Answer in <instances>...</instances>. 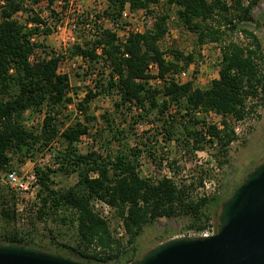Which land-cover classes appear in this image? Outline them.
I'll return each mask as SVG.
<instances>
[{"label":"trees","instance_id":"16d2710c","mask_svg":"<svg viewBox=\"0 0 264 264\" xmlns=\"http://www.w3.org/2000/svg\"><path fill=\"white\" fill-rule=\"evenodd\" d=\"M42 1L51 7L56 0H4L0 3V169H11L15 154L29 156L34 150L49 146L58 136L66 146L55 152L56 168H36L39 204L28 214L27 220L34 215L38 219L52 216L74 225L77 241L75 245L62 244L68 250L64 256L87 264H128L138 259L136 239L143 225L156 218L187 215L186 228L203 227V223L210 220L206 209L208 203L221 205L224 199L220 196H202L195 200L189 196L192 182L176 184L171 178L141 175L136 161L140 150L136 147L127 152H108L104 156L95 151L77 152L74 144L88 133L85 124L76 122L58 131L56 120L60 108L72 100L68 95V77L57 71L60 57L51 55L29 60L38 45L30 42V36L51 32L33 9ZM258 1L231 0L229 4L222 0H164L167 6L176 8L177 21L196 34L198 43L220 42L227 30L237 32L245 39V42L231 40L223 44L217 77L204 89L193 86L192 80L184 83L170 81L159 88L148 85L147 80L151 77L148 65L151 62L157 64L158 75L163 76L166 72H177L180 61L187 65L193 59L192 54L184 55L176 48L169 49L172 58L165 59V50L159 42L167 32V13L155 16L151 28L130 33L123 45L116 41L115 33L109 28H101L94 38L83 44L75 43L72 53L94 62L99 58L103 60V66L109 69L108 87H115L119 93L118 101L114 102L116 107L125 105L130 109L135 106L138 112L141 111L137 116L139 119L150 113L161 119L170 105H177L185 110L181 114L185 121L203 123L198 131L185 125L187 138L183 137L184 141L188 143L192 139L193 149H200L199 144L203 141L215 143L218 153L224 156L235 139L228 117L243 119L248 112L247 103H251L250 109H253L264 97L261 67L264 53L261 41L249 28L250 23L256 22L252 10ZM157 2L107 0L103 14L115 20L121 16L126 3L132 10L144 8L150 11L149 4ZM19 11L26 14L25 22L16 18ZM39 24L44 28L41 29ZM101 87L103 90H90L85 94L79 104L81 110L86 111V104L101 91H109ZM27 109L29 114L44 111L40 130L26 126L24 115ZM197 110L220 115L221 127L198 120L194 116ZM104 118L107 120L106 115ZM91 119L93 117L86 116V120ZM163 129L169 133L168 128L164 126ZM109 130L112 131V126ZM117 134L121 132L117 131ZM222 163L219 161V165ZM56 170L76 171V182L66 189L55 188L50 175ZM92 172L96 175H91ZM94 196L106 199L123 216L129 235L127 247L111 237L107 223L93 211L90 199ZM11 198L10 205L2 202L0 214L5 221L17 223L20 218L13 193ZM61 210H69L70 214L61 215ZM4 242L59 253L45 249L30 233L20 232L14 226L0 234V243Z\"/></svg>","mask_w":264,"mask_h":264},{"label":"rangeland","instance_id":"374dc122","mask_svg":"<svg viewBox=\"0 0 264 264\" xmlns=\"http://www.w3.org/2000/svg\"><path fill=\"white\" fill-rule=\"evenodd\" d=\"M0 1L4 2V0ZM222 1L229 4L231 2V0ZM66 2L67 0H60V2L56 0L52 5L53 7H48L46 2L42 1L34 5L33 9L40 17L44 12L49 13L50 11L56 17L57 13L54 7L63 11L67 7ZM79 5L80 11L77 14L79 26L77 31L78 44H83L87 39L94 38L89 37L90 31L88 29L92 26L94 18L99 16L105 19L102 28L112 29L114 21L123 20V23L133 21L135 25L143 26L145 30L152 27L155 16L162 13L169 14V18L166 21L167 32L159 42V45L162 50H165V55H169L171 58L172 56L168 50L174 48L181 51L184 55H193V59L189 64L184 65L182 61L179 62V70L185 72L184 78L192 80L193 86L202 89L207 88L210 81L217 77L223 44L231 40L245 42L243 35L227 30L223 40L220 42L198 43L196 34L177 21L176 8L167 6L164 0L150 3L148 6L150 11L144 8L132 10L127 3L129 13L134 12V14L131 17H129V14L122 16V18L120 16L115 20L103 14L107 0H79ZM252 15L256 22L250 23L249 28L261 41L264 53V0L258 1L252 10ZM25 16L26 14L21 11L16 14V18L22 22H25ZM64 17L62 22H65L67 15H64ZM55 20L58 22L60 17H56ZM85 22L89 26L84 27L85 25L83 24ZM33 35L36 36L34 43L38 45L30 55L31 61H35L37 58H45L51 53L58 52L60 57L58 71L68 77L71 85L70 96L72 100L63 105L60 108V114L57 115L56 126L58 131L60 132L63 128L72 126L76 122L85 124L88 127V133L82 135L74 144L77 152L85 154L88 151H95L104 156L108 152L111 154L120 151L127 152L128 149L136 147L140 150V155L136 158L139 172L143 176L147 175L152 178L157 177L162 159H166L167 165L173 171L172 177L176 182H184L186 184L192 182L189 196L195 200L202 196L212 197L214 195H218L225 200L246 175L264 160V97L253 109H250L251 103H247L246 109L248 112L242 120L228 117L230 127L238 126L239 134L234 132L235 139L230 143L224 156L218 153V145L203 141L199 144L201 148L198 150H203L204 152L197 157L194 153L195 149H193L192 139H189L188 143L183 139V137L187 138L185 125H188L189 129L198 131L202 128L203 123L198 122L196 124L185 121L181 117V114L185 111L183 108L179 109L177 105L173 104L163 113L161 119L154 117L153 113L139 119L137 116L141 111L138 112L135 106L127 109L125 105L116 107L114 104L119 99V93L115 87L111 89L108 87L109 69L103 66L101 58L96 62L89 60L87 69L80 67L74 70L71 68V62L76 58V54L72 53L74 45L64 49L60 38L54 34L52 29L49 34L39 33ZM261 67L264 73V59L261 62ZM96 82L99 83L96 84ZM101 86L108 88L109 91L107 92V89L104 88V91H101L86 104V111L81 110L79 104H81L85 94L92 87L97 91L103 90ZM75 98H78V100H74ZM194 114L198 120L205 122H207L206 117L209 119L212 117L207 116V112L202 110H197ZM104 115L107 116V120ZM171 115L174 116L171 117ZM42 116H44V111L29 114L27 109L24 115V122L29 129L36 128L35 130H40V118ZM86 116L93 117V119L88 121ZM220 119L221 116H218L215 121L219 122ZM110 126H112L113 132L109 130ZM164 126L168 128L169 133L163 129ZM117 131L121 132V134H117ZM160 132L164 133L163 138H161L162 142L160 141ZM165 146L166 149H162ZM65 147L64 141L58 136L53 139L49 146L41 150H34L32 154H28L29 156L19 153L15 154L11 167L20 171L26 170L31 166L35 168H45L47 166L54 169L57 167L55 152L64 150ZM157 148L160 150L157 151ZM199 160L201 163H198ZM219 161L223 162L222 165H219ZM8 169H0V176ZM90 174L92 175L93 172ZM50 176L53 186L59 189H66L77 180V172L70 170H56ZM204 179L212 180L213 183L207 189H204L202 185ZM0 189L1 209L2 202H7L8 205L11 204L12 191L6 185L1 186ZM206 209L210 214V221L217 225L220 205L218 203L213 204L210 201ZM60 212L61 215L70 214L69 210H61ZM187 218V215H175L170 218H156L154 221L144 224L135 242L137 255L140 257L157 244L166 242L178 232L189 229L186 228V224L189 221ZM13 226L20 232L30 233L31 237L45 246V249L59 252L58 254L63 256L68 250L62 244L75 245L77 241L74 225H71L68 221L63 223L52 216L38 219L34 215L30 221L26 219L16 223L5 221L0 214V234L12 229ZM128 238L129 235L127 233V237L120 241V244L127 247ZM108 264L114 263L109 262Z\"/></svg>","mask_w":264,"mask_h":264},{"label":"water","instance_id":"95a60500","mask_svg":"<svg viewBox=\"0 0 264 264\" xmlns=\"http://www.w3.org/2000/svg\"><path fill=\"white\" fill-rule=\"evenodd\" d=\"M216 232L173 238L128 264H264V160L221 203ZM0 264H87L27 245L0 243Z\"/></svg>","mask_w":264,"mask_h":264},{"label":"built area","instance_id":"2783aa9c","mask_svg":"<svg viewBox=\"0 0 264 264\" xmlns=\"http://www.w3.org/2000/svg\"><path fill=\"white\" fill-rule=\"evenodd\" d=\"M66 5L67 7L63 11L57 10L54 7L57 13L56 17H60V20L58 22H56L55 20L56 17L53 16L54 14L50 13L51 11L49 13L44 12L41 15V18L43 19L45 24L51 27L54 34H56L60 38L61 45L64 49L74 45L75 43H78L77 31L79 29L78 28L79 26H78L77 14H79L80 11L79 0H67ZM106 7L107 5L105 6L104 9H106ZM121 13H122L121 18L122 16H126L127 14H129V17H131V15L134 14V12L129 13L127 3L124 7V10H122ZM64 15H67V19L65 20V22H62V20H64L65 18ZM90 17L92 16L90 15ZM104 20L105 19L102 16L101 17L99 16L98 18H94L92 26L88 29L90 31L89 37H95L99 34L102 25L104 23ZM122 21H114L113 28L110 29L112 32L115 33L116 41L121 45H123L126 42V39L130 33L144 31L143 26H137L133 21L128 23H123ZM83 25H85L84 27L89 26L87 22H85ZM39 27L42 29L44 28V25L39 24ZM35 39H36L35 35H31L29 38L31 43H34L36 41ZM97 53H100V48H97ZM51 55L58 56L59 54L58 52H56V53H51L49 56ZM49 56H47L46 58H48ZM164 57L166 60L171 59L169 55L166 56L164 54ZM29 60L31 61V56L29 57ZM88 62H89L88 58L83 57L80 54H76V58L71 62V68L74 70H77L80 67L87 69ZM148 70L149 73L151 74V77L148 78L147 81H148V85L152 87L159 88L170 81L176 83H184L187 81L184 78L185 72L180 70L177 72H166L163 76H159L157 64L155 62H151L148 65ZM58 73L60 72L58 71ZM95 80L96 78L94 79V83ZM70 89H71V85H70ZM91 90L95 91L93 87L91 88ZM68 95L70 96V90ZM74 100H78V98H75ZM205 112H207L208 114L207 116H212L211 119L206 117L207 124H216L217 126L221 127L220 121L219 122L215 121V118L220 115H218L213 111H205ZM42 117L40 118V122L42 121ZM232 129L236 134H239L238 126L232 127ZM159 135L161 141V138H163L164 133L160 132ZM162 149L165 150L166 146L163 147ZM158 150L160 149L157 148V151ZM153 151H155V149H153ZM203 152H204L203 150H198V149L194 150V153L196 154L197 157H199L200 154ZM198 163H201V161L199 160ZM92 175H96V173H93ZM172 176H173V171H171L169 166L167 165V160L162 159L161 168L159 170V174L157 175V177H166L173 179ZM174 182L177 184L175 180ZM211 184H213L212 180L204 179L202 181V185L204 186V189L209 188ZM0 185L8 186L12 191L15 200V209L20 218L19 221L26 220L28 214L36 210V207L39 204V199L37 197L38 174L34 166H31L30 168L21 171L17 169L6 170L4 174L0 176ZM90 205L93 211L97 213V215L107 223L111 237L119 241H122L127 237V231L124 225L123 216L119 215L117 208L114 205L110 204L106 199L100 198L98 196H94L90 199ZM216 229H217V225L209 220L203 224V227L185 229L174 235L172 239L185 238V237H207L214 234L216 232Z\"/></svg>","mask_w":264,"mask_h":264}]
</instances>
